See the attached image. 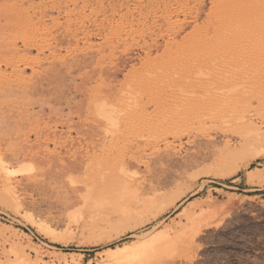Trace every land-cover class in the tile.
<instances>
[{
    "label": "rangeland",
    "instance_id": "obj_1",
    "mask_svg": "<svg viewBox=\"0 0 264 264\" xmlns=\"http://www.w3.org/2000/svg\"><path fill=\"white\" fill-rule=\"evenodd\" d=\"M109 1L85 13L106 21ZM111 2L110 54L92 25L78 45L100 60L66 77L59 62L24 68L31 83L61 66L44 115L37 95L10 101L40 111L15 141L44 128L70 167L63 187L37 188L49 169L34 177L28 155L4 149L0 264H264V0ZM13 77L0 63V85ZM117 176L129 187L111 189Z\"/></svg>",
    "mask_w": 264,
    "mask_h": 264
},
{
    "label": "bare ground",
    "instance_id": "obj_2",
    "mask_svg": "<svg viewBox=\"0 0 264 264\" xmlns=\"http://www.w3.org/2000/svg\"><path fill=\"white\" fill-rule=\"evenodd\" d=\"M111 1L112 0L109 1L108 6L105 10V12L109 14L108 16H110V18H108L106 21H102L97 19L96 13H94V15L92 16L91 14L88 15L87 13H85V8H88L87 6L90 0H0V63L10 65L15 74V77H13L11 82L8 81L0 85V170L3 169H1V166L3 165H1V156H5L6 154V152H4V149L5 151H9L10 148L14 153L17 151L20 152H17L15 155L19 153L18 155L22 154V157L26 155L29 156L27 158L31 159V168L33 169L32 172L34 173V177L40 176L39 172L37 171L40 170L41 167L46 166L47 169H49L46 170L49 171L47 177H43L42 179L35 178L36 182H34V185L37 188H44L47 184L51 183L60 184L61 182V186L64 185L62 183V179L68 173L70 164L66 161L64 155H58L60 154L59 152H56L57 154L55 155H50L48 153L46 139H48L51 135L48 131L44 130V128L41 127L38 129H34V142L30 140L29 137H27V139H29L28 142L32 141L30 143H24L23 141L25 140L22 141L23 144H20L19 141H15V139L17 140L19 138L18 131H21L26 126L31 125V121L33 122L32 119L40 111H36V113L34 112V110L18 112L16 109L11 107V104L13 103L12 100L18 99L20 96L33 97L37 95V100L40 102L39 105H41L39 110L41 109L42 112L44 101L46 103L48 99H51L49 95L47 99L45 98L46 94L51 91H48L47 89H57V87L55 86L57 85L58 81L56 82V80L57 78H62L59 77L60 74L62 75V70L60 68L61 66L64 67L65 73H63V75H65L66 77V73H71L70 75H72L73 72H71V70L72 68H74V66L76 68H80L81 66L83 67L87 64L89 65L93 61L100 60L101 55L93 54V48L90 44L82 46L78 45L79 41L84 40V38L87 39V37L90 35L92 25L96 27V31L98 33L101 32L103 28L107 27V33L105 34V45L107 54H110L113 50L114 43L111 18V15H113V3ZM71 44H75L74 49H69ZM61 49H65L66 53L62 54L60 51ZM33 51H35V53H33ZM34 62H37L38 64L49 63V65L52 63H57L54 66H57L59 62V65L61 66H59V68L49 67V70L46 67L47 69H42L35 75V77L38 76V80H36V78V81H33L31 83H24L22 80V78L25 76L23 75L24 68L31 63L34 64ZM21 64L24 67L20 68L19 65ZM65 77L63 78L65 79ZM71 77L72 78L70 79H73V76ZM70 79H65L66 86L68 84L67 80ZM80 81L82 82L83 80L81 79ZM84 82L81 83V86L84 84ZM71 85H75V82ZM57 86L59 87V85ZM63 88H59V92L57 93L58 95L54 94V92L56 93V90L52 91V94L55 95L54 97L60 96L62 98V95H64V90H62V92L60 91V89ZM45 89L48 92H45ZM76 89L78 90V88ZM76 89L74 91H76ZM10 101H12V103ZM17 101L15 100V102ZM41 102H43V104ZM101 109L102 108L95 107V112L100 111ZM109 113L110 112H108V114ZM43 115L41 114V116ZM110 119L111 117L107 118V120L109 121ZM95 135L96 134L94 133L93 136ZM16 142H19L20 145L17 146ZM14 146L16 147V150H14ZM64 154H66V152ZM42 157H44V159ZM115 180L116 182L113 180L111 183V185H113V187H110L111 189H121L122 184L124 188L129 187V180L126 179V177H119ZM115 185H117L118 187H114ZM47 186L46 188H48ZM59 188L61 187H58V189ZM154 190L155 189L153 188L152 191ZM126 191H124V193ZM116 192H113L114 195L117 194ZM159 196V193H153L151 197L148 196L142 197L141 199L139 198L140 200L138 199L139 204L137 205V207L144 208L151 202L155 201ZM132 201L133 200H131V202H126L131 204ZM119 203H122V201L120 200ZM125 205L126 204H123V206ZM132 207L134 206L132 205L131 208ZM126 208H128V205H126ZM144 243H142V245Z\"/></svg>",
    "mask_w": 264,
    "mask_h": 264
}]
</instances>
